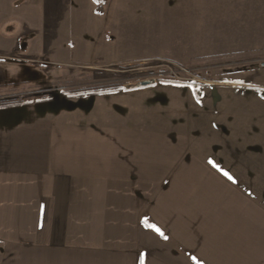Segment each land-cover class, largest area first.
Segmentation results:
<instances>
[{
	"label": "crops",
	"instance_id": "obj_1",
	"mask_svg": "<svg viewBox=\"0 0 264 264\" xmlns=\"http://www.w3.org/2000/svg\"><path fill=\"white\" fill-rule=\"evenodd\" d=\"M193 3L154 8L137 25L93 37L84 30L68 49L45 44L51 57L78 63L80 71L65 77L231 54L252 64L210 85L157 81L56 96L61 111L38 112L28 102L24 117L22 104L0 108L18 111L0 118V264H195L192 256L203 264H264V86L237 80L263 61L264 39L237 37L224 51V24L204 19L211 10L200 13ZM251 4L261 12L260 0ZM51 6L0 0V60L20 48L19 29L37 34L46 25ZM258 17L249 29L259 36ZM29 44L36 61H55L36 37ZM42 75L41 85L57 77Z\"/></svg>",
	"mask_w": 264,
	"mask_h": 264
},
{
	"label": "rangeland",
	"instance_id": "obj_2",
	"mask_svg": "<svg viewBox=\"0 0 264 264\" xmlns=\"http://www.w3.org/2000/svg\"><path fill=\"white\" fill-rule=\"evenodd\" d=\"M193 1V5L197 7L200 13L204 9H207V11L211 10V13H201L204 19L208 17V21L213 22V25L224 24V45L229 46L225 47L224 51L230 48L231 45H228L230 42V44L235 43L237 37L250 36L254 39L257 36L256 40L260 41V43L263 42V0H260L262 4L260 5L261 12L256 14L252 13L254 6L251 4L252 0ZM227 1H238L240 5H243L241 7L243 9L231 7V3L227 6ZM176 2L178 0H107L102 5L104 7V14L99 15L96 13L97 4L94 0H51L53 11L47 14L46 12L44 13L47 21L46 25H42L37 34L26 30L24 32L23 29H19L17 35L19 36L20 48L14 52L10 58L11 60L5 58L0 60V102L7 101L8 99H18L22 103L32 102V106H35L38 112L40 110L51 111V109L53 111H61L63 109L62 105L55 98L54 102L50 104L44 100L50 95L77 99L79 95L84 97L89 95V92L94 91L102 92L114 88L126 90L129 87L137 85V79L142 78H155L156 82L159 81L158 79H166L181 81L191 85H210L220 79L219 76L222 72L243 71L245 66L252 64L240 55L231 54L198 60L185 66L173 61L160 59L132 63L127 66H115L94 73H82L77 76L65 77L63 76L64 73L80 71L78 63L73 61L67 64V60L64 59L65 57L60 58L61 54H57L53 58V56H50L51 50L45 47V44L53 41L63 43L61 46L64 49H68L67 43L73 40L76 41L84 30H90L93 37V32L102 33L105 29L114 28L115 26L119 27L120 24L122 25L125 22L131 21L137 25L152 12V9L158 7L160 9L164 8L165 11L171 10ZM254 17L255 19L258 17L260 20L259 29L261 34L259 36L253 34L249 29L256 25L253 22ZM229 20H231V23L227 24ZM214 30H221V28L217 27ZM35 37L38 41L43 42L44 51L47 52V55L52 60H55L52 64L48 62L44 63L40 60L36 61L32 57L33 55L29 53L31 47H29V42ZM262 46L264 45H260V47ZM254 63L256 64L252 66L253 75H245L237 80L244 85L264 86V67H261L264 59L263 61ZM182 69L187 70V72H183ZM42 74L44 76L49 74L56 76L57 74V77L47 79L48 82L41 85L42 79L43 81L44 79L46 80V78H42ZM24 78L30 81L31 84H20V80L22 81ZM52 88H59V91H49ZM37 102L39 103L36 104ZM85 104L89 105V102H85ZM25 111L26 108L22 104L21 117L25 116ZM15 112L0 111V118H7L6 116L17 114Z\"/></svg>",
	"mask_w": 264,
	"mask_h": 264
},
{
	"label": "trees",
	"instance_id": "obj_3",
	"mask_svg": "<svg viewBox=\"0 0 264 264\" xmlns=\"http://www.w3.org/2000/svg\"><path fill=\"white\" fill-rule=\"evenodd\" d=\"M97 4V7H96V13L99 14V15H103L104 14V7L102 6L107 0H94ZM166 82V83H179L178 81H175V80H166V79H159V82ZM119 90L118 88H114V89H109V90H105V91H102V92H106V91H117ZM129 90V89H127ZM102 92H98V91H94V92H89L88 94L89 95H96V94H99V93H102ZM198 96L200 95V92L197 93ZM78 97H81L80 95ZM56 98L55 95H50L47 97V99H54ZM18 104H22V102H20L18 99H8L7 101H4V102H0V108H6V107H10L12 105H18Z\"/></svg>",
	"mask_w": 264,
	"mask_h": 264
},
{
	"label": "snow or ice",
	"instance_id": "obj_4",
	"mask_svg": "<svg viewBox=\"0 0 264 264\" xmlns=\"http://www.w3.org/2000/svg\"><path fill=\"white\" fill-rule=\"evenodd\" d=\"M98 2V0H97ZM209 163H212V161H209ZM214 167H216L215 164H213ZM219 170V169H218ZM225 177H227L229 180H231L233 183H236L237 181L228 173V172H223L222 173ZM148 227L152 228L154 231H156L159 235H161L164 239H167L166 236H164V233L161 232L159 228H157L155 225H148ZM191 259L195 262V264H203L202 261L198 260L197 257L192 256Z\"/></svg>",
	"mask_w": 264,
	"mask_h": 264
},
{
	"label": "water",
	"instance_id": "obj_5",
	"mask_svg": "<svg viewBox=\"0 0 264 264\" xmlns=\"http://www.w3.org/2000/svg\"><path fill=\"white\" fill-rule=\"evenodd\" d=\"M155 83H156V81L153 79L147 80V81H142V82L138 83L137 85L129 87L127 89H129V90L146 89V88L152 87Z\"/></svg>",
	"mask_w": 264,
	"mask_h": 264
},
{
	"label": "built area",
	"instance_id": "obj_6",
	"mask_svg": "<svg viewBox=\"0 0 264 264\" xmlns=\"http://www.w3.org/2000/svg\"><path fill=\"white\" fill-rule=\"evenodd\" d=\"M182 71L187 72V70H185V69H182ZM149 79L156 80L155 78H148V79L142 78V79H137V83L142 82V81H147ZM178 82H181V81H178ZM49 91H59V88H52V90H49Z\"/></svg>",
	"mask_w": 264,
	"mask_h": 264
},
{
	"label": "flooded vegetation",
	"instance_id": "obj_7",
	"mask_svg": "<svg viewBox=\"0 0 264 264\" xmlns=\"http://www.w3.org/2000/svg\"><path fill=\"white\" fill-rule=\"evenodd\" d=\"M159 80V79H158ZM156 81V80H155ZM140 83V82H139Z\"/></svg>",
	"mask_w": 264,
	"mask_h": 264
}]
</instances>
